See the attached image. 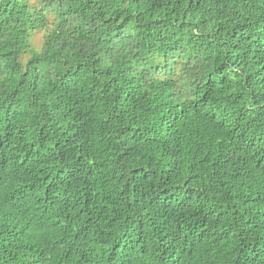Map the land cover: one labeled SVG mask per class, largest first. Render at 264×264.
<instances>
[{
    "label": "trees",
    "instance_id": "1",
    "mask_svg": "<svg viewBox=\"0 0 264 264\" xmlns=\"http://www.w3.org/2000/svg\"><path fill=\"white\" fill-rule=\"evenodd\" d=\"M0 264H264V0H0Z\"/></svg>",
    "mask_w": 264,
    "mask_h": 264
},
{
    "label": "rangeland",
    "instance_id": "2",
    "mask_svg": "<svg viewBox=\"0 0 264 264\" xmlns=\"http://www.w3.org/2000/svg\"><path fill=\"white\" fill-rule=\"evenodd\" d=\"M41 42H42V34L40 33L36 36V44L40 46Z\"/></svg>",
    "mask_w": 264,
    "mask_h": 264
}]
</instances>
